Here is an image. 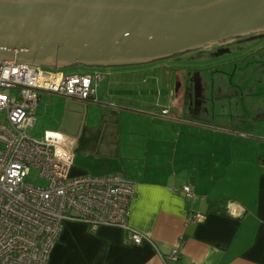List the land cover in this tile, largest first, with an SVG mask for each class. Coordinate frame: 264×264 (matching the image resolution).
<instances>
[{
  "label": "crops",
  "instance_id": "obj_1",
  "mask_svg": "<svg viewBox=\"0 0 264 264\" xmlns=\"http://www.w3.org/2000/svg\"><path fill=\"white\" fill-rule=\"evenodd\" d=\"M171 65L107 67L93 99L42 92L38 129L75 138L72 174L132 178L129 223L149 237L135 243L121 226L66 220L47 264H264V124L202 122L209 108L175 103ZM187 182L193 197L174 190ZM195 211L204 218L190 220ZM176 247L181 256L167 259Z\"/></svg>",
  "mask_w": 264,
  "mask_h": 264
},
{
  "label": "built area",
  "instance_id": "obj_2",
  "mask_svg": "<svg viewBox=\"0 0 264 264\" xmlns=\"http://www.w3.org/2000/svg\"><path fill=\"white\" fill-rule=\"evenodd\" d=\"M107 73L103 67L67 70L0 59V264H47L66 220L86 222L92 230L118 225L135 243L149 238L129 223L136 192L132 178L124 172L72 174L75 138L60 129L35 127L43 91L93 99ZM33 168L46 184L28 180ZM174 190L195 195L190 182ZM204 216L195 211L190 220ZM180 256L176 247L166 258Z\"/></svg>",
  "mask_w": 264,
  "mask_h": 264
},
{
  "label": "water",
  "instance_id": "obj_3",
  "mask_svg": "<svg viewBox=\"0 0 264 264\" xmlns=\"http://www.w3.org/2000/svg\"><path fill=\"white\" fill-rule=\"evenodd\" d=\"M262 30L264 0H0V59L50 67L146 63Z\"/></svg>",
  "mask_w": 264,
  "mask_h": 264
},
{
  "label": "rangeland",
  "instance_id": "obj_4",
  "mask_svg": "<svg viewBox=\"0 0 264 264\" xmlns=\"http://www.w3.org/2000/svg\"><path fill=\"white\" fill-rule=\"evenodd\" d=\"M262 49H256L254 52L246 50L240 53H227L221 56L223 57L221 63H218L217 58L209 59V63H204L205 66L198 65L197 73L190 71L194 68L189 69V73L180 65V59H185L188 54L180 56L179 60L175 58L165 60L172 64L169 70L174 88L179 83L177 86L179 94H176L175 103L187 108L196 109L201 104L209 108L210 116L206 120L201 119L202 122L218 125L253 123L258 127L262 126L264 124V50ZM83 68L85 66L64 67L67 70ZM157 89L159 94H166L164 84ZM45 125L47 124H37L36 128ZM262 127L264 128V125ZM32 134L40 135L37 130ZM27 178L35 183L46 184V179L39 175L36 168L31 170Z\"/></svg>",
  "mask_w": 264,
  "mask_h": 264
},
{
  "label": "flooded vegetation",
  "instance_id": "obj_5",
  "mask_svg": "<svg viewBox=\"0 0 264 264\" xmlns=\"http://www.w3.org/2000/svg\"><path fill=\"white\" fill-rule=\"evenodd\" d=\"M256 49L257 50L262 49V51L264 50V30L238 36L230 40L223 41L221 43H216L206 47L189 50L184 53H180L172 57L165 58L164 60H168L172 58L179 60L178 58L180 56L188 54L185 59H180L181 60L180 65H182L181 67L186 68L185 70L186 71L188 70L189 73L190 71L197 73L199 72V70L197 69L199 68L198 65L203 66L204 63H209L208 62L209 59L217 58L218 63H221L223 62L222 61L223 57L221 56L227 53L230 54L240 53L246 50H250L254 52ZM189 69L191 70L189 71Z\"/></svg>",
  "mask_w": 264,
  "mask_h": 264
},
{
  "label": "trees",
  "instance_id": "obj_6",
  "mask_svg": "<svg viewBox=\"0 0 264 264\" xmlns=\"http://www.w3.org/2000/svg\"><path fill=\"white\" fill-rule=\"evenodd\" d=\"M210 207L213 210H221V211H224L223 207L220 206V203L217 200L211 199L210 200Z\"/></svg>",
  "mask_w": 264,
  "mask_h": 264
}]
</instances>
